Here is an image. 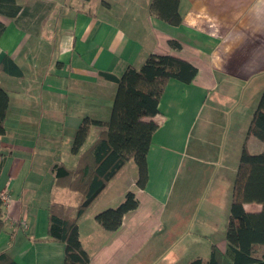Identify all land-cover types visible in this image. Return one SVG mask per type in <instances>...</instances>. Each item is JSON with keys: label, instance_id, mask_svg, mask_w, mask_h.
I'll return each instance as SVG.
<instances>
[{"label": "crops", "instance_id": "crops-1", "mask_svg": "<svg viewBox=\"0 0 264 264\" xmlns=\"http://www.w3.org/2000/svg\"><path fill=\"white\" fill-rule=\"evenodd\" d=\"M151 2L0 0L5 25L0 85L10 96L0 145V191L7 190L11 199L4 209L0 252L19 264H64L65 244L49 236L48 207L63 202L73 214L81 194L58 185L53 168L75 167L98 136L101 128L91 126L79 152L73 151L84 117L110 118L117 82L107 74L121 77L152 53H171L198 68L189 83L169 79L159 111L147 117L158 128L147 154L146 186H138L131 159L79 218L91 264H173L165 261L173 251L175 236L170 237L183 233V221L197 201L193 197H201L198 168L191 161L208 164L218 158L223 167L238 156V145L224 143L221 154L215 147L219 139L247 136L264 90V0H180L179 25L154 15ZM172 39L181 48H173ZM22 90L28 93L21 102L16 97ZM95 127L100 128L96 135ZM193 134L199 141L191 145ZM247 147L256 153L264 143L250 137ZM128 191L136 194L138 206L125 213L116 230L105 229L96 214L120 204Z\"/></svg>", "mask_w": 264, "mask_h": 264}, {"label": "trees", "instance_id": "trees-1", "mask_svg": "<svg viewBox=\"0 0 264 264\" xmlns=\"http://www.w3.org/2000/svg\"><path fill=\"white\" fill-rule=\"evenodd\" d=\"M179 3L180 0H152L150 10L160 19L179 25L182 21ZM4 29L5 25L0 21V36ZM169 42L173 48H181L179 41L172 39ZM197 73L198 68L187 59L171 53H152L141 67L129 66L121 77L107 74L117 82L110 118L84 117L73 139V151L79 152L91 126L101 128L98 136L79 154L75 167L61 163L53 168L58 185L81 194L73 214L67 211L63 202L54 201L48 207L49 236L65 244L64 264H91L90 254L80 240L79 218L129 160L138 167V186H146L149 177L147 154L158 128V124L147 117L159 111V102L169 79L189 83ZM9 102L8 91L0 85V145ZM250 137L264 143V90L248 127L234 178L226 248L222 250L212 244L208 259L195 257L187 264H264V150L251 152L247 147ZM246 203H258L261 208L251 211L245 207ZM138 204L136 194L128 191L120 204L100 211L95 219L105 229L116 230L125 213ZM4 209L0 198V232L6 225ZM0 264L19 263L7 252H0Z\"/></svg>", "mask_w": 264, "mask_h": 264}, {"label": "rangeland", "instance_id": "rangeland-1", "mask_svg": "<svg viewBox=\"0 0 264 264\" xmlns=\"http://www.w3.org/2000/svg\"><path fill=\"white\" fill-rule=\"evenodd\" d=\"M27 93L28 92L25 90H22L20 95L16 98L20 99L22 102L23 100L20 97L26 96ZM33 102L39 101L38 99H33ZM240 110H242V108L237 111L239 112ZM235 117L236 113L232 118L234 119ZM95 128L93 133L96 135L100 128ZM190 139L191 145L199 141L195 134L191 135ZM202 140L203 139L200 141ZM203 141L210 142V140ZM245 141L246 136L244 133H239L236 138L231 141L228 139H219V141H217L220 142V146L215 148L216 150L220 148V154L224 143H226L227 146V142L228 144L230 142L232 148L238 145V156L236 157L234 155L235 158L234 156H230L227 162L229 164L224 163L225 165L223 167L218 162V158H214L211 162H208V164H203V162L205 163L204 160H202L203 162L198 160L191 161V163L198 168L201 197L199 195L193 197V199L196 198L197 201L192 204V213L183 221V233L180 234L177 232L170 237L172 238L175 236L173 247L171 248L173 251L170 252V257L165 261L170 260V262H174L173 264H187L188 261L195 257L208 259L212 244L221 245L222 247L226 245L225 234L232 202L233 183L238 167L237 161L238 157L240 158L242 146ZM252 145L253 144L250 143L251 149H253ZM217 157H219V154H217ZM233 158L234 160H232ZM184 174L181 173L179 176L182 177ZM213 191H215V193H213ZM204 196L205 200L202 202ZM246 206L247 209L251 211L261 208V205L258 203H247ZM199 209L200 211H198ZM153 255L154 257L158 256L156 254Z\"/></svg>", "mask_w": 264, "mask_h": 264}, {"label": "built area", "instance_id": "built-area-1", "mask_svg": "<svg viewBox=\"0 0 264 264\" xmlns=\"http://www.w3.org/2000/svg\"><path fill=\"white\" fill-rule=\"evenodd\" d=\"M0 198L2 199L3 201V205L5 208H8L10 206V202H11V199H10V194L7 190H2L0 191ZM22 227L24 229L28 228V223L26 221V219H23L22 220Z\"/></svg>", "mask_w": 264, "mask_h": 264}]
</instances>
